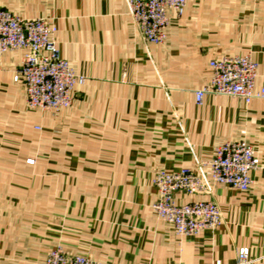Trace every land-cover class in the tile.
Returning a JSON list of instances; mask_svg holds the SVG:
<instances>
[{"label":"crops","instance_id":"0c3cea01","mask_svg":"<svg viewBox=\"0 0 264 264\" xmlns=\"http://www.w3.org/2000/svg\"><path fill=\"white\" fill-rule=\"evenodd\" d=\"M0 10L51 22L61 58L86 79L70 107L32 108L14 81L26 50L0 53V264H44L57 248L101 264H237L248 249L264 264V99H196L226 57L250 55L264 88V0H189L181 16L167 12L159 45L128 0H0ZM228 142L260 159L247 191L212 179ZM184 169L207 191L173 198L217 204L216 230L180 237L153 210L156 174Z\"/></svg>","mask_w":264,"mask_h":264},{"label":"built area","instance_id":"2783aa9c","mask_svg":"<svg viewBox=\"0 0 264 264\" xmlns=\"http://www.w3.org/2000/svg\"><path fill=\"white\" fill-rule=\"evenodd\" d=\"M189 0H128L130 15L146 42L159 45L166 39L167 12L181 16ZM56 27L46 19H24L0 10V53L26 50L24 62L14 81L23 83L26 101L32 108L57 111L72 105L75 89L86 79L77 75L69 62L61 58ZM210 83L196 92L198 104L206 94L238 97L246 103L264 99V88L255 91L258 64L250 55L226 57L210 63ZM215 183L247 191L252 174L260 168L256 150L246 142H228L215 151L210 162ZM153 185L158 199L152 206L158 218L171 224L180 237L197 236L204 230H216L223 224L222 212L214 202L179 204L176 193H205V182L190 170L159 172ZM257 261H264V255ZM237 264H251L248 249L237 254ZM44 264H101L82 256H67L60 248L52 251ZM219 264V263H218Z\"/></svg>","mask_w":264,"mask_h":264}]
</instances>
